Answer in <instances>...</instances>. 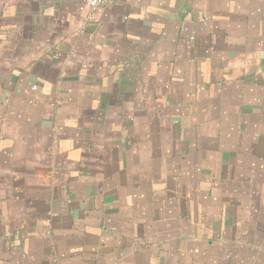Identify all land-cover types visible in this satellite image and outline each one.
<instances>
[{"label":"crops","instance_id":"1","mask_svg":"<svg viewBox=\"0 0 264 264\" xmlns=\"http://www.w3.org/2000/svg\"><path fill=\"white\" fill-rule=\"evenodd\" d=\"M0 264H264V0H0Z\"/></svg>","mask_w":264,"mask_h":264},{"label":"built area","instance_id":"2","mask_svg":"<svg viewBox=\"0 0 264 264\" xmlns=\"http://www.w3.org/2000/svg\"><path fill=\"white\" fill-rule=\"evenodd\" d=\"M113 0H86V4L90 9H95L99 6H106L110 4Z\"/></svg>","mask_w":264,"mask_h":264}]
</instances>
